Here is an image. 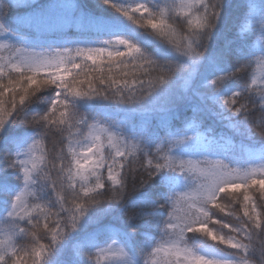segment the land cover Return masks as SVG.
<instances>
[{
  "label": "snow or ice",
  "instance_id": "6c2138e0",
  "mask_svg": "<svg viewBox=\"0 0 264 264\" xmlns=\"http://www.w3.org/2000/svg\"><path fill=\"white\" fill-rule=\"evenodd\" d=\"M96 7L107 39L37 51L67 6L0 0V264H264V0Z\"/></svg>",
  "mask_w": 264,
  "mask_h": 264
},
{
  "label": "trees",
  "instance_id": "16d2710c",
  "mask_svg": "<svg viewBox=\"0 0 264 264\" xmlns=\"http://www.w3.org/2000/svg\"><path fill=\"white\" fill-rule=\"evenodd\" d=\"M75 1L79 5L86 6V10H88V11H92V12L99 11V9L96 7V5L99 3V0H75ZM16 2L19 4H23L25 2H32V3L38 2L39 4H55L54 2H52V0H16ZM231 2L233 4L232 12H236L237 8L240 5V3L242 2V0H231ZM26 11H29V10L23 9V8L18 9V10L13 9V15H17V14L23 15ZM221 27H222V30L225 32H228L231 30V26L228 23L223 24ZM32 31L33 30L28 29V33H25V34L28 36L29 42L34 44L37 47V51H42L44 49H51V48H56V47H61V46H68V47L74 48L77 46V44H79V46H81V47H84L86 45V44H82L81 42H78V41L70 43V44H67V43H63V44L55 43L54 45L53 44H47L45 42V40L50 39L51 38L50 36H39L40 38H43L45 40H41L40 43H33L32 39L36 38V36H34L36 31H33V32ZM40 38H38V40H40ZM105 39H107V38H105ZM79 40H83V37H81V39L79 38ZM246 79H247V77L245 76V80ZM173 91H174V94L176 96H189L191 98L190 100L181 101L178 105V113H179L180 119L172 121V123L175 126H178L181 124V120L184 117H191L192 116V111H191L190 105L197 104L198 100L194 96H192L191 93L185 91V84L183 82H178L174 86ZM258 116H259V113L258 112L255 113L254 119ZM165 118H169V114L162 111V110H159V106L152 105V106H148L145 109L144 114H141L137 118V120H138V123H141V124L144 123L145 120L150 121L153 130H155L157 127V124L160 123ZM209 126H211V128H212L211 133L219 135V136L224 135L226 137H229L232 140H234V142L237 145H239V143L241 141V137L234 136L228 128L224 127V124L222 122H220L218 120H214V119L206 120L204 122V127L207 128ZM58 139H59L58 136H53L52 139L48 142L47 146L51 149L52 148V142L54 140H58ZM254 139H255V141L258 142L261 140V136L256 135L254 137ZM244 142L246 144L248 143L247 140H245ZM232 222L235 223L236 221L233 220ZM21 244L27 246L30 244V241H21ZM257 246H259V242H257ZM221 249H223V246H221ZM137 252L139 254L140 249H137ZM67 256L70 257L71 253L70 252L67 253Z\"/></svg>",
  "mask_w": 264,
  "mask_h": 264
},
{
  "label": "rangeland",
  "instance_id": "374dc122",
  "mask_svg": "<svg viewBox=\"0 0 264 264\" xmlns=\"http://www.w3.org/2000/svg\"><path fill=\"white\" fill-rule=\"evenodd\" d=\"M52 2H54L55 4L66 5L67 6L66 14L60 16L55 21V24L52 28L46 29L42 33L35 32L34 36H36V38L32 39L33 43H40L41 40H45L43 38H40L39 36H50L51 38L48 40H45V42L47 44H53V45L55 43L70 44V43H73L74 41H78L77 38L82 37V36L84 37L92 36V39L89 40L88 42L104 37V36H99V37L96 36L95 33L93 31H90L86 25H82L80 23V20L77 16L73 15V10L75 6L77 5V2L75 0H52ZM29 30L35 31L34 28H30ZM25 33H28V28H26ZM73 36L76 38L75 40ZM38 38H40V40H38ZM176 127H181V125H178ZM201 131H203V129H201ZM211 134L216 135L213 133ZM216 136L219 137V135H216ZM226 147L227 145L222 143L219 146L220 154L212 156L210 157V159H221L223 158L224 155H228V156L236 155L238 158H241L242 154L239 152V150H237L235 153L225 152L224 149Z\"/></svg>",
  "mask_w": 264,
  "mask_h": 264
}]
</instances>
